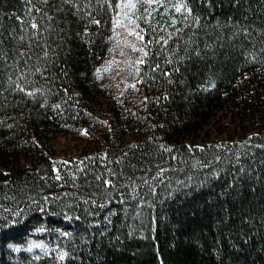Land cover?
<instances>
[{
  "label": "trees",
  "instance_id": "trees-1",
  "mask_svg": "<svg viewBox=\"0 0 264 264\" xmlns=\"http://www.w3.org/2000/svg\"><path fill=\"white\" fill-rule=\"evenodd\" d=\"M118 2L0 0V264H264V0H136L112 79Z\"/></svg>",
  "mask_w": 264,
  "mask_h": 264
},
{
  "label": "rangeland",
  "instance_id": "rangeland-1",
  "mask_svg": "<svg viewBox=\"0 0 264 264\" xmlns=\"http://www.w3.org/2000/svg\"><path fill=\"white\" fill-rule=\"evenodd\" d=\"M136 0H119L113 17V27L108 55L106 76L112 79L133 74L142 52V35L134 12ZM142 52V53H141ZM127 84V82H126ZM62 144L72 147V139L60 140ZM65 150V149H64ZM38 249L44 245L36 244Z\"/></svg>",
  "mask_w": 264,
  "mask_h": 264
},
{
  "label": "snow or ice",
  "instance_id": "snow-or-ice-1",
  "mask_svg": "<svg viewBox=\"0 0 264 264\" xmlns=\"http://www.w3.org/2000/svg\"><path fill=\"white\" fill-rule=\"evenodd\" d=\"M180 10H181L180 7H177V8H176V11L179 12ZM57 179H59V176H57Z\"/></svg>",
  "mask_w": 264,
  "mask_h": 264
}]
</instances>
